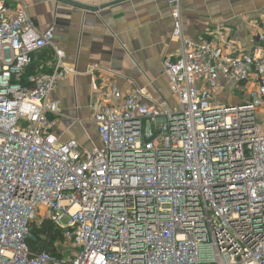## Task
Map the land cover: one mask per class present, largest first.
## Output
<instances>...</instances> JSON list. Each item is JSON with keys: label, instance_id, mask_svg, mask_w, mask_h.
Wrapping results in <instances>:
<instances>
[{"label": "built area", "instance_id": "obj_1", "mask_svg": "<svg viewBox=\"0 0 264 264\" xmlns=\"http://www.w3.org/2000/svg\"><path fill=\"white\" fill-rule=\"evenodd\" d=\"M180 3L168 1L179 51L163 62L177 105L94 81L100 145L87 148L56 134L52 95L77 70L54 30L0 0V264H264V23L232 54L186 40ZM222 83L248 100L218 103ZM43 221L61 257L28 245Z\"/></svg>", "mask_w": 264, "mask_h": 264}, {"label": "crops", "instance_id": "obj_2", "mask_svg": "<svg viewBox=\"0 0 264 264\" xmlns=\"http://www.w3.org/2000/svg\"><path fill=\"white\" fill-rule=\"evenodd\" d=\"M6 1L12 7L27 6L40 31L52 28L56 47L77 70L52 95L61 102L56 129L61 141L100 145L90 108L94 81L122 93L140 89L147 102L168 111L177 105L163 69L164 60L175 59L179 51L169 0ZM180 5L186 40L212 42L232 54L249 53L256 43L253 28L264 23V0H181ZM49 54L37 56L34 70L50 60ZM250 89L222 83L217 102H244Z\"/></svg>", "mask_w": 264, "mask_h": 264}, {"label": "trees", "instance_id": "obj_3", "mask_svg": "<svg viewBox=\"0 0 264 264\" xmlns=\"http://www.w3.org/2000/svg\"><path fill=\"white\" fill-rule=\"evenodd\" d=\"M33 68L29 70L31 74ZM32 238L27 240L28 245L34 251H45L52 255L61 257V248L64 240L61 232L49 221L31 225Z\"/></svg>", "mask_w": 264, "mask_h": 264}, {"label": "rangeland", "instance_id": "obj_4", "mask_svg": "<svg viewBox=\"0 0 264 264\" xmlns=\"http://www.w3.org/2000/svg\"><path fill=\"white\" fill-rule=\"evenodd\" d=\"M235 98L236 99H238V100H241V98H242V94L241 93H236L235 94ZM221 103V102H220ZM262 119H261V124H263L264 123V119H263V117H261ZM79 252H80V250H78Z\"/></svg>", "mask_w": 264, "mask_h": 264}]
</instances>
